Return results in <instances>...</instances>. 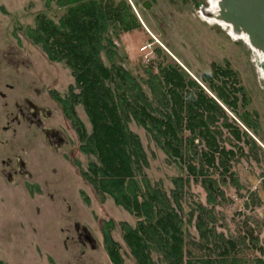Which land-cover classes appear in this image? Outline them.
I'll use <instances>...</instances> for the list:
<instances>
[{"label": "rangeland", "instance_id": "rangeland-1", "mask_svg": "<svg viewBox=\"0 0 264 264\" xmlns=\"http://www.w3.org/2000/svg\"><path fill=\"white\" fill-rule=\"evenodd\" d=\"M123 1L131 7L140 27L120 32L117 39L109 30L107 38L116 47L115 64L132 76L144 80L145 69L157 72L160 67L177 65L213 97L207 83L202 81L212 68H227L235 75L243 90L242 95H237L236 113L217 103L228 123L232 121L239 131L236 140L222 129L224 137L235 146L224 143L225 149L232 148L234 153L231 172L236 186H232L229 177L226 185H221L224 200L215 208V226L226 237L247 239L251 243L254 240V245L264 251V80L252 50L242 40L233 41L222 27L202 20L200 12L209 7L207 0ZM143 3L148 4L147 10ZM67 10V6L56 0H0V45L28 57L60 99L67 98L71 90L75 94L80 91L71 71L63 62L49 61L41 46L27 37V32L35 28L36 17L42 16L44 21L58 25ZM101 59L105 66H110L103 53ZM142 88L150 97L147 86ZM74 111L84 136H90L92 127L83 106L76 104ZM243 113L255 124V130L239 120L238 115ZM128 128L138 137L144 151L147 166L143 173L149 184L169 196L174 189L173 179L185 177L184 170L169 161L143 128L134 122ZM65 129L69 145L53 163L58 165L59 174L51 175L52 165L48 166L47 173L41 177L48 184L44 186L41 182L40 191L29 183L11 186L0 180V262L114 264L103 234L105 224L111 223L110 238L118 245L122 264H137L120 225L134 228L138 218L117 206L110 196L100 197L92 186L91 166L99 165L96 157L82 151L86 141L80 139L82 133L66 118ZM194 203L206 205V199L202 188L191 181L181 203L185 221ZM75 224L89 231L95 241L94 249L78 242ZM185 229L190 237H197L193 224L186 223ZM255 255L262 257L259 250ZM151 257L155 264H161L156 254L152 253Z\"/></svg>", "mask_w": 264, "mask_h": 264}, {"label": "trees", "instance_id": "trees-1", "mask_svg": "<svg viewBox=\"0 0 264 264\" xmlns=\"http://www.w3.org/2000/svg\"><path fill=\"white\" fill-rule=\"evenodd\" d=\"M56 1L68 9L58 25L38 16L27 37L41 46L49 61L63 62L71 71L80 91L71 90L61 100L64 116L82 133L80 139L86 141L82 151L94 155L99 163L91 166L94 189L138 218L134 228L120 225L136 263L155 264L154 253L161 264H264V251L254 240L226 237L215 226V208L224 200L221 185L229 177L236 186L231 172L234 153L224 143L235 146L222 129L236 140L239 131L232 121L228 123L217 103L236 113L243 90L235 75L227 68H212L202 81L214 98L177 65L160 67L157 72L145 69V79H138L115 64L116 47L107 38L109 30L117 39L120 32L140 27L126 1ZM102 53L109 67L103 64ZM76 104L83 106L90 121L88 137L76 117ZM243 114L239 120L255 130L247 113ZM130 122L143 128L169 161L184 170L185 177L173 179L169 196L151 186L143 173L145 154L128 128ZM191 181L204 191L206 205L194 203L185 221L181 203ZM186 223L193 224L196 238L190 237ZM112 227L105 224L104 242L111 261L122 264L118 245L110 238ZM256 250L262 257L255 255Z\"/></svg>", "mask_w": 264, "mask_h": 264}, {"label": "flooded vegetation", "instance_id": "flooded-vegetation-1", "mask_svg": "<svg viewBox=\"0 0 264 264\" xmlns=\"http://www.w3.org/2000/svg\"><path fill=\"white\" fill-rule=\"evenodd\" d=\"M61 99L28 57L0 45V180L40 191L41 182L48 184L41 180L48 166L51 175L59 174L53 163L69 145ZM74 230L79 243L95 246L85 227L75 224Z\"/></svg>", "mask_w": 264, "mask_h": 264}, {"label": "water", "instance_id": "water-1", "mask_svg": "<svg viewBox=\"0 0 264 264\" xmlns=\"http://www.w3.org/2000/svg\"><path fill=\"white\" fill-rule=\"evenodd\" d=\"M142 7L149 8L147 3ZM205 16L228 25L235 35H244L249 45L264 56V0H218L217 13Z\"/></svg>", "mask_w": 264, "mask_h": 264}, {"label": "bare ground", "instance_id": "bare-ground-1", "mask_svg": "<svg viewBox=\"0 0 264 264\" xmlns=\"http://www.w3.org/2000/svg\"><path fill=\"white\" fill-rule=\"evenodd\" d=\"M208 1V4H209V7L206 9V10H203L201 13V18L204 20V21H207L208 23H211V24H217V25H220L222 26L224 29L226 28L227 30V33L230 35V37L233 39V40H242L245 44H247L249 46V48L252 50L253 54H254V57L256 58V61H257V66H258V71L262 77V79L264 80V56L257 50H255L254 48H252L246 37L244 35H235L229 28L228 25L224 24L223 22H220L218 21L217 19L215 18H207L205 16V14L207 13H210V14H213L215 15L217 13V2L218 0H207Z\"/></svg>", "mask_w": 264, "mask_h": 264}, {"label": "built area", "instance_id": "built-area-1", "mask_svg": "<svg viewBox=\"0 0 264 264\" xmlns=\"http://www.w3.org/2000/svg\"><path fill=\"white\" fill-rule=\"evenodd\" d=\"M143 48H146V47H143Z\"/></svg>", "mask_w": 264, "mask_h": 264}]
</instances>
